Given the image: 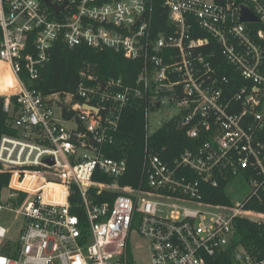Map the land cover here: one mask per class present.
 Returning <instances> with one entry per match:
<instances>
[{
    "label": "built area",
    "instance_id": "built-area-1",
    "mask_svg": "<svg viewBox=\"0 0 264 264\" xmlns=\"http://www.w3.org/2000/svg\"><path fill=\"white\" fill-rule=\"evenodd\" d=\"M163 5L165 26L155 31L154 0H0V59L19 86L2 93L16 134L0 141L1 170L11 175L0 215L14 214L9 226L0 220V264H209L231 245L237 219L264 223L248 207L264 201V0ZM59 41L115 51L141 71L128 84L85 67L75 91L44 93L31 81ZM135 100L148 126L151 110L171 105L166 122L200 143L170 160L147 148L138 187L121 183L127 158L108 154ZM222 181L249 193L206 201V185ZM135 234L148 242V262L132 248ZM232 257L264 264L241 245Z\"/></svg>",
    "mask_w": 264,
    "mask_h": 264
},
{
    "label": "trees",
    "instance_id": "trees-1",
    "mask_svg": "<svg viewBox=\"0 0 264 264\" xmlns=\"http://www.w3.org/2000/svg\"><path fill=\"white\" fill-rule=\"evenodd\" d=\"M154 29H164L167 11L163 0H154ZM3 38L0 26V43ZM221 59V57H220ZM224 73L229 74L233 70L225 62ZM89 67L100 80L106 81L110 78H123L128 84H134L142 68L140 61L129 60L122 54L106 49L96 50L86 45L70 47L63 41L55 44L52 51L51 61L42 68L41 78L31 81V84L44 93L73 92L76 90L81 71ZM24 77L29 81L26 74ZM29 83V82H28ZM30 84V83H29ZM16 96H12L14 112L17 113ZM6 97L0 94V141L4 135L16 134L12 126L13 114L5 106ZM200 143L191 139L185 129L179 128L174 120L164 123L153 133L150 132L147 122V112L140 101H133L123 112L119 131L116 134L115 144L109 150V156L114 158H127V172L121 179L123 185L138 187L143 181V169L146 161L147 148L161 153L165 159H174L186 149H193ZM0 163V194L3 188L9 185L11 175L2 171ZM103 182H110L109 177L100 178ZM227 182L222 181L219 187L206 185L205 200L213 203H231L232 196L228 192ZM113 199L111 196H101L99 201ZM71 208L79 215H84V209L76 206L80 201L78 194L70 198ZM258 212L264 213V201L253 200L248 205ZM241 245L246 248L255 258L264 259V223H258L249 219L240 218L236 222V235L227 251L209 259V264H234L233 251Z\"/></svg>",
    "mask_w": 264,
    "mask_h": 264
},
{
    "label": "rangeland",
    "instance_id": "rangeland-1",
    "mask_svg": "<svg viewBox=\"0 0 264 264\" xmlns=\"http://www.w3.org/2000/svg\"><path fill=\"white\" fill-rule=\"evenodd\" d=\"M0 65H5V64L0 62ZM7 72L9 74L10 80L13 81V83H15L8 69ZM15 89L17 90L18 87L16 86ZM0 93H11V92L0 91ZM173 109L174 108H172L171 105H165V106H161L158 110H151L149 112V130L151 133H153L158 128H160L169 119V116L172 113ZM229 193L234 200H242L244 196L248 195L249 187L248 185H243L238 181H233L230 183ZM13 219H14V214L2 213L0 215V220L3 221L6 226H9ZM147 245H148L147 240L135 234L132 241V248L135 250L137 254H139V256L141 257L140 261L142 262H148L149 251L147 249Z\"/></svg>",
    "mask_w": 264,
    "mask_h": 264
},
{
    "label": "bare ground",
    "instance_id": "bare-ground-1",
    "mask_svg": "<svg viewBox=\"0 0 264 264\" xmlns=\"http://www.w3.org/2000/svg\"><path fill=\"white\" fill-rule=\"evenodd\" d=\"M0 62L3 63L2 61H0ZM11 73H12V71H11ZM11 76L14 78L15 83H13V81H11L9 78L7 68H6V64L0 65V91L13 92V91H16V89H15L16 86L19 88L13 73L11 74Z\"/></svg>",
    "mask_w": 264,
    "mask_h": 264
},
{
    "label": "water",
    "instance_id": "water-1",
    "mask_svg": "<svg viewBox=\"0 0 264 264\" xmlns=\"http://www.w3.org/2000/svg\"><path fill=\"white\" fill-rule=\"evenodd\" d=\"M46 1H47V0H46ZM55 7H56V6H55ZM243 19H244V20H249V19H255V18H254L253 16H251V15L245 13Z\"/></svg>",
    "mask_w": 264,
    "mask_h": 264
},
{
    "label": "crops",
    "instance_id": "crops-1",
    "mask_svg": "<svg viewBox=\"0 0 264 264\" xmlns=\"http://www.w3.org/2000/svg\"><path fill=\"white\" fill-rule=\"evenodd\" d=\"M0 61H2L1 59H0ZM4 64H6V67H7V69L9 70V72H10V74H12L11 73V69H10V66H9V64L8 63H6V62H4V61H2ZM9 75V74H8ZM12 77V76H11ZM12 79L14 80V78L12 77ZM0 94H2V93H0Z\"/></svg>",
    "mask_w": 264,
    "mask_h": 264
}]
</instances>
